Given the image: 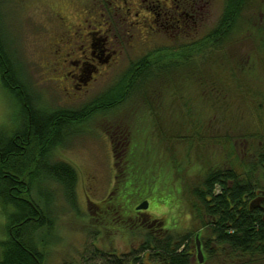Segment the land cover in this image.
Returning a JSON list of instances; mask_svg holds the SVG:
<instances>
[{
    "label": "rangeland",
    "instance_id": "obj_1",
    "mask_svg": "<svg viewBox=\"0 0 264 264\" xmlns=\"http://www.w3.org/2000/svg\"><path fill=\"white\" fill-rule=\"evenodd\" d=\"M185 1L191 6L181 31L175 24L181 8L173 7ZM174 2L0 0L5 55H14L20 83H30L42 109L78 111L105 99L112 87L127 81L132 63L153 53L148 101L145 89L134 90L117 108L70 123L64 144L53 149L54 159L77 172L76 200L72 206L61 187L50 184L54 223L33 237L43 264L78 262L96 248L128 254L148 233L159 234L158 224L164 233L191 232V264H218L204 263V250L202 263L196 259L194 238L204 231L193 211L192 188L200 175L220 165L246 172L264 147V0H249L241 8L232 30L224 33H231L230 39L217 49L207 39L220 27L226 0ZM93 32L91 62L97 71L87 66L74 73L69 62L86 50ZM172 56H189L191 67L180 62L162 70ZM20 113L17 95L0 80V126L18 127ZM49 196L46 191L39 202ZM32 197L38 198L35 190ZM144 200L148 209L137 214ZM6 223L0 205V242L7 239ZM1 250L0 244V257ZM139 255L136 264L154 263L148 254ZM253 260L264 264L262 255Z\"/></svg>",
    "mask_w": 264,
    "mask_h": 264
},
{
    "label": "trees",
    "instance_id": "obj_2",
    "mask_svg": "<svg viewBox=\"0 0 264 264\" xmlns=\"http://www.w3.org/2000/svg\"><path fill=\"white\" fill-rule=\"evenodd\" d=\"M248 1L226 0L224 18L220 27L208 35V46L217 49L230 39L231 33H224L234 25L232 21L238 20L241 8ZM222 27L225 30L221 33ZM220 34L224 35L218 38L216 35ZM4 46L6 44L0 40V80L4 87L17 95L22 121L18 127L9 130L0 126V205L7 220V239L0 242V264H43L44 253L33 237L36 231L45 227L49 229L54 223L50 210L54 188L50 184L59 185L72 206L76 200L77 172L70 163L54 159L53 149L64 144L63 137L69 134L70 123L84 121L97 111L117 108L134 90L140 93L145 89V100L148 101L149 80L155 75L148 73L147 68L153 53L132 63L127 71V81L125 77L112 87L105 99H98L78 111L47 110L36 104L30 83H26L27 86L20 83L21 77L13 64L14 55L8 53L7 57ZM217 60L215 57L213 63ZM180 62H184V66L191 65L189 56L177 59L172 56L162 70L179 67ZM196 70L200 74L198 65ZM124 82L126 86L122 91ZM260 178L264 179V147L258 152L255 164L247 167L246 172H238L232 165H220L197 178V184L192 188L195 198L192 206L204 231L203 235H197L205 251L204 263L214 260L218 264H252L256 256L264 258V185ZM33 190L37 193V200L32 197ZM46 191L50 196L41 204L39 196ZM158 226L159 234L148 233L138 249L128 254L98 252L100 250L96 248L90 255H82L78 262L64 260L59 264H91L93 258L100 264H136L141 260L139 254H148L154 262L151 264H191L194 255L191 232L180 235L164 233L166 229ZM194 245L196 249L195 238Z\"/></svg>",
    "mask_w": 264,
    "mask_h": 264
},
{
    "label": "flooded vegetation",
    "instance_id": "obj_3",
    "mask_svg": "<svg viewBox=\"0 0 264 264\" xmlns=\"http://www.w3.org/2000/svg\"><path fill=\"white\" fill-rule=\"evenodd\" d=\"M174 1H177V0H170L172 6L175 3ZM186 4H188L189 7H186ZM190 6L191 5L188 3V1H185V2H182L179 6L173 7L174 9L177 7L181 8V13H179L180 20L175 21V24H180V26H178V27L181 29V31H183V29H184L183 27L186 24V21L184 19L188 15L187 9L190 8ZM93 34H95V32L90 33V35H88L89 38H87V41H86L88 46H87L86 50L81 49L80 50V56L76 60H74V61L70 60V62H69L70 66L73 68L74 73H82L87 68V66H92L94 71H97L95 65H93V63L91 62L95 58L93 51H90L92 49V47H94V44H93L94 36H93ZM104 40H105V38H104ZM112 166L114 169L116 168V170H117V165H115V166L112 165ZM109 194H111V193H109ZM136 212H137V214H140V213L145 212V211L136 210ZM201 250H202V248H201ZM202 254H203V250H202Z\"/></svg>",
    "mask_w": 264,
    "mask_h": 264
},
{
    "label": "water",
    "instance_id": "obj_4",
    "mask_svg": "<svg viewBox=\"0 0 264 264\" xmlns=\"http://www.w3.org/2000/svg\"><path fill=\"white\" fill-rule=\"evenodd\" d=\"M149 203L147 200H144L142 203H140L137 207L136 210H146L148 209ZM195 242H196V258L199 263H202L203 261V254L200 246V242L198 239V236L195 237Z\"/></svg>",
    "mask_w": 264,
    "mask_h": 264
},
{
    "label": "bare ground",
    "instance_id": "obj_5",
    "mask_svg": "<svg viewBox=\"0 0 264 264\" xmlns=\"http://www.w3.org/2000/svg\"><path fill=\"white\" fill-rule=\"evenodd\" d=\"M197 259V258H196ZM198 261V260H197Z\"/></svg>",
    "mask_w": 264,
    "mask_h": 264
}]
</instances>
